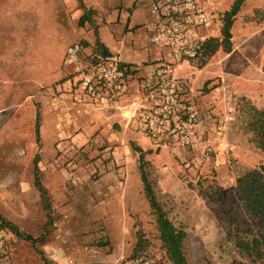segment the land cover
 <instances>
[{
    "label": "rangeland",
    "instance_id": "obj_1",
    "mask_svg": "<svg viewBox=\"0 0 264 264\" xmlns=\"http://www.w3.org/2000/svg\"><path fill=\"white\" fill-rule=\"evenodd\" d=\"M151 1L0 0V215L23 233H45L38 248L52 264H134L138 230L151 243L142 258L169 264L143 191V158L169 218L187 233L189 264H258L237 247V238L249 242L262 230L235 188L241 175L264 165V154L245 132L248 108L264 110V0L245 1L230 54L219 50L204 65L186 63L177 73L202 115L196 146L112 144L100 120L96 134L86 138V114L77 124L63 123L69 137L58 135L54 119L63 112L55 99L64 93L60 86L73 85L70 62L97 61V40L121 48L126 61L140 60L133 48L148 33ZM208 1L220 18L213 38H222L221 17L235 0ZM116 52L111 56L119 57ZM37 154L47 207L34 183ZM121 182L122 188L109 189ZM127 184L134 189L125 194ZM6 231L5 264H45L31 243Z\"/></svg>",
    "mask_w": 264,
    "mask_h": 264
},
{
    "label": "built area",
    "instance_id": "obj_2",
    "mask_svg": "<svg viewBox=\"0 0 264 264\" xmlns=\"http://www.w3.org/2000/svg\"><path fill=\"white\" fill-rule=\"evenodd\" d=\"M150 16L147 40L155 53L131 103V122L159 144L196 146L203 136V119L177 70L184 63L201 62L204 43L220 31L217 9L208 0H152ZM121 65L118 57L110 56L77 70L86 95L98 100L127 97L135 70ZM7 235L0 228L1 264L8 263ZM134 264L155 262L141 257Z\"/></svg>",
    "mask_w": 264,
    "mask_h": 264
},
{
    "label": "trees",
    "instance_id": "obj_3",
    "mask_svg": "<svg viewBox=\"0 0 264 264\" xmlns=\"http://www.w3.org/2000/svg\"><path fill=\"white\" fill-rule=\"evenodd\" d=\"M246 0H235L231 8L221 17V36L222 38H210L202 47L201 64L204 65L208 59L213 57L219 50L226 54L233 51V35L232 29L237 15L240 13ZM87 20L86 16L81 18V25ZM93 54L99 55L98 60L90 63H97L111 56L108 48L99 40L95 42ZM133 68L130 64H124ZM248 119L245 125V132L252 135L251 141L264 154V110H260L254 106L248 108ZM36 133L38 141H40V112L36 115ZM138 151L143 152L142 149L137 148ZM39 155L34 159V183L41 193V198L45 207L48 205V199L45 188L41 184L40 169H39ZM140 176L143 183L144 195L149 203L152 214L155 217V225L158 232V237L162 248L165 252L167 262L169 264H189L184 244L187 238L185 230L177 228L168 216L163 204L158 199L154 184L146 173L143 165V158L140 164ZM236 197L245 204L248 213L256 220H258L262 232L255 236L251 241L245 242L241 238H237V247L241 253L251 258L258 264H264V165L257 170H248L237 179L235 188ZM0 228L9 230L17 238L31 243L37 253L41 256L45 264H52L46 257L45 253L38 248L46 241V234L39 237L23 233L15 224L7 221L0 215ZM137 242L133 249L131 258H140L144 254L151 243L147 240L145 234L137 231Z\"/></svg>",
    "mask_w": 264,
    "mask_h": 264
},
{
    "label": "crops",
    "instance_id": "obj_4",
    "mask_svg": "<svg viewBox=\"0 0 264 264\" xmlns=\"http://www.w3.org/2000/svg\"><path fill=\"white\" fill-rule=\"evenodd\" d=\"M142 37L140 39L142 40L143 45L141 46V43L137 42V44H140L138 45L139 47L137 46L133 48L139 52L138 55H141V59L134 62L126 61L122 58L120 54L123 50L121 48L116 52L109 46V44L105 42V46L109 49L111 54H113L114 52L118 53L119 60L124 64L126 63L132 65L133 69L135 70L133 76L129 81V94L123 99L116 100L105 96L103 99L98 100L86 95L83 86L80 83V75L77 74V70L86 68L88 65H90V63H79L77 61L70 62L73 65L75 64L74 68L76 76L73 80V85L71 84V82H66L63 86H60L58 88L59 91L64 93L63 95L59 96V98L55 99L57 112L61 111L65 115L64 116L63 114H59V116H55L54 119V122L57 126L56 129L58 130L57 132L60 137H69L72 134L71 130L64 129V124H77V121H79V119L86 114V116H90L88 118L90 119V122L88 127L86 128V138H92L94 134H96L97 128L99 127V122L97 121L100 120V122L103 123L105 127L102 135L105 134L107 140H109L112 144L118 142L133 141L141 147L146 146L148 148L151 147L152 144H155V142H157L148 137L143 130H139L131 122L130 119L131 113L133 112L131 103L133 102L134 98H136L140 94L141 84L148 70L147 64L152 61L153 55L155 53L154 48L148 43L147 33L143 38ZM108 40L112 45L117 46L116 43L113 42L110 38ZM142 53H144L145 55L142 56ZM186 66V63L183 64L177 70V73H180L181 69H184ZM73 87H75V89ZM70 112L73 113L71 114ZM66 118H68V120H62ZM77 136L78 134L75 135V137ZM72 138H74V136ZM77 139H79V137H77L76 140ZM119 151V148H115L114 152L118 153ZM123 186L124 184L122 182L118 184H110L109 189L117 190L119 188H122ZM130 189L134 188L131 186V184H127L125 187V194L127 192L129 193Z\"/></svg>",
    "mask_w": 264,
    "mask_h": 264
}]
</instances>
